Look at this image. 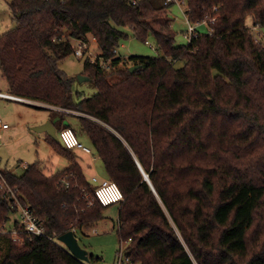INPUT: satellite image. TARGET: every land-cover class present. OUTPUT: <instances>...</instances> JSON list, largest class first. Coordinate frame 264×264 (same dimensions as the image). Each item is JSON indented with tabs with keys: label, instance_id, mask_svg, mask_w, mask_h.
<instances>
[{
	"label": "trees",
	"instance_id": "trees-1",
	"mask_svg": "<svg viewBox=\"0 0 264 264\" xmlns=\"http://www.w3.org/2000/svg\"><path fill=\"white\" fill-rule=\"evenodd\" d=\"M185 1L189 20L210 31L177 46L165 0H10L16 26L0 35V66L10 95L57 107L58 134L72 128L91 140L124 195L117 232L130 264H264V42L254 32L264 0ZM126 29L152 37L160 56L117 57ZM88 36L111 68L87 57L98 91L75 101L60 62ZM46 140L69 160L63 170L0 168V264H88L58 237L95 226L107 206L76 150ZM15 197L52 239L22 233L17 242L1 231L18 224Z\"/></svg>",
	"mask_w": 264,
	"mask_h": 264
},
{
	"label": "rangeland",
	"instance_id": "rangeland-1",
	"mask_svg": "<svg viewBox=\"0 0 264 264\" xmlns=\"http://www.w3.org/2000/svg\"><path fill=\"white\" fill-rule=\"evenodd\" d=\"M10 0H0V35L7 30L16 26V21L13 17L9 6ZM187 2L173 3L167 11L169 17L173 18V24L170 33L175 37V44L183 46L188 44L189 40L186 37V31L189 28L185 11ZM252 27L251 18L247 21ZM197 31L202 34L209 33L210 25L207 22L196 24ZM129 37L120 41L117 48L118 54L128 56L129 54L140 56H160V53L155 49V41L149 37L148 43L141 41L135 37L130 29H126ZM257 39L264 42V28L254 30ZM72 44H77L76 40H72ZM92 49L97 53L98 45L93 42ZM88 56L82 58L70 54L67 58L60 62V67L66 74L74 79L73 93L75 101H80L83 98L91 97L97 93L98 88L93 79L80 80L79 75H85V61ZM184 61L176 62L177 67H182ZM119 76L114 75L111 80L116 81ZM0 90L8 91V81L3 75L0 66ZM16 102L0 97V117L6 120L11 129L4 140L0 142V168H8L16 173H22L26 164H32L36 161L41 163L47 174L55 173L63 170L69 164V160L56 152L46 140V133L37 132L33 127L41 125L55 118L56 111L47 105L32 102ZM31 102V103H30ZM33 105L42 106L45 108H37ZM76 113V112H74ZM73 127L78 125V119L74 115L66 117ZM81 141L92 149V153H87L83 150H76L77 159L87 169V174L92 176L96 174L99 177H106L105 167L102 160L93 148V144L88 136L81 135ZM85 155V156H83ZM88 156V157H87ZM93 157L95 159H93ZM87 159H91L92 167L86 165ZM90 171H89V170ZM104 219L95 226L77 232V237L82 247H84L90 256H94L93 261H88V264H116L118 252L126 243H121L118 229L119 205L112 204L105 208ZM12 219L19 218L17 212L12 214ZM10 226V223L9 225ZM139 264V263H135Z\"/></svg>",
	"mask_w": 264,
	"mask_h": 264
},
{
	"label": "built area",
	"instance_id": "built-area-1",
	"mask_svg": "<svg viewBox=\"0 0 264 264\" xmlns=\"http://www.w3.org/2000/svg\"><path fill=\"white\" fill-rule=\"evenodd\" d=\"M139 0H132L133 4H137ZM185 0H165V4L169 3H183ZM186 15V13H185ZM187 17V15H186ZM187 21L189 24V28L186 31V37L190 41L192 36L197 32V26L198 23H193L189 20L187 17ZM207 22V20L202 21ZM258 29V27H254V30ZM77 41V44L74 46V53L76 56L82 58L84 56L90 57L92 60H95L97 58H100L101 66L107 70H109L110 64L108 62H105L102 56H100V51H95L92 49L93 42L97 44V40L94 36H88L87 38L82 39H75ZM148 43V41H147ZM97 46V45H96ZM156 49V48H155ZM117 57H118V51ZM0 96L5 97H11L14 99L21 100L22 98L5 94L3 92H0ZM10 129L9 123L4 120L2 117H0V142L3 139L4 132L6 130ZM59 139L63 142V144L70 149L75 150H83L87 153H92V149L85 145L76 132L72 128H64L59 132ZM1 160V158H0ZM27 165V164H26ZM25 165V166H26ZM92 181L97 185L95 189V198L99 200L103 205L109 206L112 204H119L124 199V195L120 187L112 180L108 178H100L97 175H93L91 177ZM62 185L68 187L70 185V182L67 179L62 180ZM1 187H4L3 184H1ZM8 191H11L10 189ZM15 205L17 207V213L19 214L18 218V224H11L10 228H6L7 226H2L1 231L3 233L8 232L11 234L13 241L17 242H23L25 240L22 233L27 234L28 236L33 235H47L46 229L42 223V221L38 218V216L34 213V211L30 208L29 205L23 204L17 197H15ZM49 239H52L50 235H47ZM125 246L120 248V251L118 252L116 264H130L132 263L128 256L125 255Z\"/></svg>",
	"mask_w": 264,
	"mask_h": 264
},
{
	"label": "water",
	"instance_id": "water-1",
	"mask_svg": "<svg viewBox=\"0 0 264 264\" xmlns=\"http://www.w3.org/2000/svg\"><path fill=\"white\" fill-rule=\"evenodd\" d=\"M138 68L137 65L130 67V71L133 72ZM80 80H89L90 77L87 75H79ZM33 130L37 132H44L52 138L59 140V135L54 123L49 120L41 125L33 127ZM145 179L151 184L150 179L146 173H144ZM58 240L66 245L69 251L75 255L80 260L88 262L90 260L89 252L81 246L78 237L75 235L74 231H68L58 237Z\"/></svg>",
	"mask_w": 264,
	"mask_h": 264
},
{
	"label": "crops",
	"instance_id": "crops-1",
	"mask_svg": "<svg viewBox=\"0 0 264 264\" xmlns=\"http://www.w3.org/2000/svg\"><path fill=\"white\" fill-rule=\"evenodd\" d=\"M170 8V7H169ZM168 8V9H169ZM168 9L165 11V16H168V15H166L167 14V11H168ZM169 17V16H168ZM171 19H172V21H171V27H172V22H173V18L172 17H170ZM197 28V27H196ZM170 32V31H169ZM97 45V44H96ZM131 54H129L128 56H130ZM133 55H135V54H133ZM128 56H122V55H119L118 54V57H128ZM0 92H3V93H5V94H9V92L8 91H1L0 90ZM0 97H2V98H6V99H9V100H11V101H16V102H27L25 99H21V100H19V99H14V98H11V97H5V96H0ZM31 103V102H30ZM10 129H11V127H10ZM10 129H8V130H6L5 132H4V135H3V139H2V141L4 140V138H5V136L6 135H8L9 134V132H10ZM47 135V134H46ZM45 140H46V137H45ZM1 141V142H2ZM46 142H47V140H46ZM48 143V142H47ZM49 144V143H48ZM50 145V144H49ZM51 146V145H50ZM83 156H85V155H83ZM88 157V156H87ZM93 159H95L94 157H93ZM1 161V160H0ZM80 164H81V166H82V168L84 169V171H85V173L87 174V169H86V167L81 163V162H79ZM86 165L88 166V167H92V165H91V159H87V162H86ZM89 170V169H88ZM90 171V170H89ZM88 175V174H87ZM92 175H96V174H92ZM98 176V175H97ZM88 177L90 178L91 176H89L88 175ZM99 177V176H98ZM100 178H105V177H100Z\"/></svg>",
	"mask_w": 264,
	"mask_h": 264
}]
</instances>
